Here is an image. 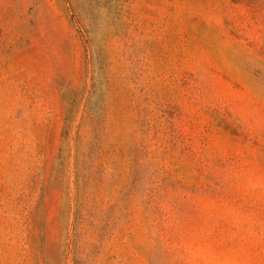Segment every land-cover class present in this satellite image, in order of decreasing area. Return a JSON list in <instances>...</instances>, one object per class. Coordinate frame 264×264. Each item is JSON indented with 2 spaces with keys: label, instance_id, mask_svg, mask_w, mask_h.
Instances as JSON below:
<instances>
[{
  "label": "rangeland",
  "instance_id": "rangeland-1",
  "mask_svg": "<svg viewBox=\"0 0 264 264\" xmlns=\"http://www.w3.org/2000/svg\"><path fill=\"white\" fill-rule=\"evenodd\" d=\"M0 264H264V0H0Z\"/></svg>",
  "mask_w": 264,
  "mask_h": 264
}]
</instances>
